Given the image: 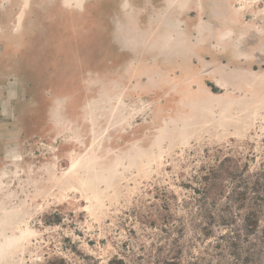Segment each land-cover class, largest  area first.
<instances>
[{
  "label": "rangeland",
  "instance_id": "rangeland-1",
  "mask_svg": "<svg viewBox=\"0 0 264 264\" xmlns=\"http://www.w3.org/2000/svg\"><path fill=\"white\" fill-rule=\"evenodd\" d=\"M173 255L264 264V0H0V264Z\"/></svg>",
  "mask_w": 264,
  "mask_h": 264
},
{
  "label": "crops",
  "instance_id": "crops-1",
  "mask_svg": "<svg viewBox=\"0 0 264 264\" xmlns=\"http://www.w3.org/2000/svg\"><path fill=\"white\" fill-rule=\"evenodd\" d=\"M141 31V30H140ZM156 31H153V30H148V33L145 32L144 34L142 32H139V30H135L133 29V33L131 36H127L123 39V43H121L122 47L123 48H126L127 50H130L133 54L136 50V46H140V45H144V47L146 49H149L150 52H149V55H151L153 53V51L156 52L155 48H156V45H155V40H156ZM13 34H16L15 31H13ZM121 42V41H120ZM11 44L12 46L14 47H23V45H27L26 43H14V41H11ZM7 47H10V42H8L6 44ZM200 46V45H198ZM202 46H204V44H202ZM148 50V51H149ZM195 52V50H194ZM146 56V55H145ZM150 65L151 64H156L155 61H149L148 62ZM147 78L149 79H153L154 81L156 80V73H155V68L153 69H149V72H148V75H145Z\"/></svg>",
  "mask_w": 264,
  "mask_h": 264
},
{
  "label": "trees",
  "instance_id": "trees-1",
  "mask_svg": "<svg viewBox=\"0 0 264 264\" xmlns=\"http://www.w3.org/2000/svg\"><path fill=\"white\" fill-rule=\"evenodd\" d=\"M256 214L254 213L253 216L258 217ZM171 259V261H164V264H180V257L178 255L171 256ZM45 264H66V259L63 257L49 259ZM108 264H126V262L123 259H111Z\"/></svg>",
  "mask_w": 264,
  "mask_h": 264
},
{
  "label": "bare ground",
  "instance_id": "bare-ground-1",
  "mask_svg": "<svg viewBox=\"0 0 264 264\" xmlns=\"http://www.w3.org/2000/svg\"><path fill=\"white\" fill-rule=\"evenodd\" d=\"M187 1L188 0H178V2L182 5V6H185L187 4ZM227 34H230V33H227ZM227 34H225L223 37H225ZM233 36V35H232ZM254 37H257V36H252L250 37L249 39H247V43L248 45L249 44H254Z\"/></svg>",
  "mask_w": 264,
  "mask_h": 264
}]
</instances>
